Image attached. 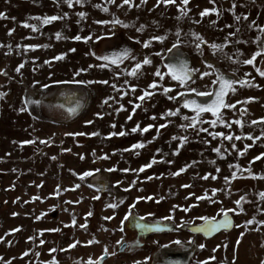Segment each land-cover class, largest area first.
Wrapping results in <instances>:
<instances>
[{"label": "rangeland", "instance_id": "obj_1", "mask_svg": "<svg viewBox=\"0 0 264 264\" xmlns=\"http://www.w3.org/2000/svg\"><path fill=\"white\" fill-rule=\"evenodd\" d=\"M205 9L209 11L201 16ZM0 12L5 14L0 18V92L6 93L0 98V264H88L89 260L99 264L103 256H108L104 264H155L163 248L190 246L194 241L198 250L189 264L264 261V224L260 223L264 200L259 195L264 192V76L256 70H264V54L256 57L254 65L243 63L264 47V0H188L187 4L183 0L167 4L163 0H131L130 4L72 0L71 6L66 0H0ZM81 12L86 15L79 16ZM53 15L62 19L47 25L34 19ZM117 18L129 27L97 23ZM25 22L36 24L39 30L25 27ZM178 29L184 41L179 47L191 67L214 72L207 68V61L236 80L248 82L235 84L236 91L229 92L227 100L235 107L223 111L227 124L213 125L215 117L202 114L201 123L183 127L190 123L185 116H195L177 95L185 89L169 75L162 81L155 76L157 69L167 73V49L177 40ZM57 32L62 38H56ZM193 32L207 41L200 51L193 43ZM76 35L91 39L77 41L72 38ZM157 35L167 38L143 46ZM212 43L225 47L213 52ZM123 48L130 49V55L118 65L97 59ZM61 54L62 59H53ZM145 57L152 63L143 65L138 76L130 75ZM102 63L110 66L98 67ZM81 68L88 71L75 79L108 83L51 84L73 79ZM214 79L215 75L204 76L191 86L207 91L204 86L212 85ZM154 80L171 91L166 95L159 85L149 88ZM43 84L50 87L42 88ZM62 86L77 87L91 100L86 114L76 122L65 123L59 112L50 113L44 107L49 92ZM145 90L153 95L140 101ZM39 95L40 104L25 103ZM176 109V115L167 114ZM88 120L92 123H85ZM162 124L166 127H159ZM120 132L124 135H110ZM217 132L225 135L215 136ZM228 135L233 139H227ZM140 142L143 148L131 147ZM256 156L260 159L255 160ZM146 164L151 167L139 171ZM181 168L185 171L174 175ZM86 171L93 175L82 179ZM104 173L111 181L110 190L91 189L89 180ZM201 196L205 199L198 200ZM242 196L245 200L237 205L235 201ZM222 208L236 210L229 212L234 219L231 231L207 240L184 229L202 224L200 216L219 219ZM129 212L132 215L121 224ZM169 215L172 220L162 219ZM109 216L112 219H105ZM138 220L174 224L178 230L148 233L136 227ZM249 220L253 223H246ZM177 240L181 243L176 244ZM123 244L126 249L120 252ZM201 244L205 247L200 248Z\"/></svg>", "mask_w": 264, "mask_h": 264}, {"label": "snow or ice", "instance_id": "obj_2", "mask_svg": "<svg viewBox=\"0 0 264 264\" xmlns=\"http://www.w3.org/2000/svg\"><path fill=\"white\" fill-rule=\"evenodd\" d=\"M66 2L71 6L72 4V0H66ZM77 2H80V0H77ZM112 2H114V0H112ZM123 2L125 4H130L131 0H123ZM175 0H163V3L167 4V3H174ZM184 4L188 3V0H183ZM105 12L108 11L107 8L103 9ZM207 11V9L204 10V12H201L200 15L203 16ZM214 11V10H213ZM4 13L0 12V18L4 17ZM67 15V14H65ZM86 14L81 12L79 13V16L83 17ZM182 15H186V12L182 11ZM182 18V17H178ZM14 19V18H13ZM34 19H37L41 22V24L43 25H47L50 24L53 21H56L58 19H62V17L53 15V16H44V17H34ZM237 20L240 19L239 16L236 17ZM97 23H101V24H107V23H111L113 26L117 25V24H121L124 27H129L128 24L124 23L123 21L117 19H113L112 21H97ZM214 23V22H213ZM255 22H253L254 24ZM25 27H29L31 28L33 31H38V27L36 24H28L27 22L24 23ZM252 25H250L251 27ZM142 30V29H140ZM237 31H239V29H237ZM114 35V33H112ZM181 34V30H177L176 32V36H177V40L172 44V47L167 49V52L171 53L172 49L177 48L179 46H181L184 41L179 39V36ZM192 36H194L196 39L195 41H193L195 48L197 51L201 50V44H205L207 43V41L204 40L203 36H201L198 33H191ZM229 35H235V33H229ZM56 38L60 39L62 38V34L60 32L56 33ZM73 39L79 41V40H84L85 42H87L88 40L91 39V37L85 36V37H81L80 35H76L74 37H72ZM166 35H157V36H153L151 37L150 40L148 41H144L143 42V46L144 47H149V45L151 44L152 40L155 41H159L161 43H163V41L166 39ZM97 39H101V37H97ZM258 41L261 39V37H257L256 38ZM225 40H227V37H225ZM37 47H40V45H27L26 48H31V49H35ZM44 47H47V45H44ZM225 45L224 44H216V43H212L210 45V48L213 52L216 51H221L224 49ZM70 51H75V49H70ZM225 56H227V53H223ZM262 54H264V47H261L258 51H256L250 59L244 60L243 63L245 64H253L256 60V57L261 56ZM64 54H61L59 56L54 57L53 59H62ZM92 55H95V53H92ZM130 55V49L128 48H123L119 51H112L109 54L97 57V59L103 60L105 62H110L111 65H118L120 64L123 59L127 58ZM155 55H160V53H155ZM133 59H135V57H133ZM172 59L175 62H169L165 65V67L167 68V73H162L159 69H157V71L155 72V76L159 77L160 80L162 81L164 79L165 75H169L171 77L172 80L177 81L178 85L183 87L185 89L184 92H180L177 93V95L184 97L187 93H195L197 97H204L206 98L204 102H201L197 99H184L183 101V106L186 108H191L194 112H195V116L189 118L187 116L184 117L185 120H190V123L183 125V127L185 128H193L195 127L198 123H201V116L203 113H211L213 117H215V119H213L211 121V123L213 125L220 123V124H227V121L224 119V113H223V109H227V108H234L235 105L231 102H228L227 97L229 92L234 93L236 91L234 85L239 83L241 85H245L248 84L247 81L245 80H236V79H232L229 78L223 71H221L218 68H215V66L211 63H207V61H205L207 68L209 69H214V72H209V71H205V72H200L199 69L193 68L190 66V62L183 58V54H179L177 56L172 57ZM45 63H48V61H45ZM152 63V60L149 59L148 57H145L144 60L142 62H137L135 64V66L132 68L131 72L129 73L132 76H138L140 73L138 70H140L142 68L143 65H149ZM109 63H102L100 65H98V67L100 68H107L110 66ZM23 67V64H21L20 66H18L16 68V71L19 72L20 68ZM94 67L93 65H89V68ZM257 72H259V74L261 76H264V70H261L259 68L256 69ZM88 68H81L78 71L73 73V79H69V80H53L51 81V84H58V85H81V86H87L90 84H94V83H100V84H107L108 81L107 80H101V81H96V80H87V79H75V77H79L81 75L82 72H87ZM51 75V74H50ZM215 75V79L212 81V85H216V87H213L212 85H205L204 87L207 88V91H200L195 87H192L191 85L193 83H195V79H200L203 78L204 76H212ZM36 83H39L38 81ZM125 83H127V81H125ZM159 85L158 81H153L150 85H148L149 88L151 89H156ZM160 87H163L162 85H159ZM251 86V85H249ZM42 88H49L50 84H43L41 85ZM115 87V86H113ZM133 89H135V86H132ZM171 91L170 87H163V92L167 95L169 92ZM6 95V93H2L0 92V98H3ZM153 95V92H149L147 90H145L143 92V94L138 97V99L140 101L145 100L146 98L150 99ZM169 99H175L174 96H169ZM26 104H40L41 101L38 100H25ZM106 103V101H105ZM59 107H64V105H59ZM137 107H139V105H137ZM80 108V103L79 100L77 99V101L75 102V106H69L67 108V111L71 114H76L78 109ZM21 112L26 111L25 108H21L20 109ZM179 112V109H176L175 111L172 110H168V115H176ZM96 115H101V113H96ZM131 117H129L130 119ZM264 119V118H262ZM85 123L91 124L92 121L88 120L85 121ZM237 124H241L242 126V122L241 121H236ZM253 123H256V121H253ZM230 126V125H229ZM139 126H137L138 128ZM148 128L153 127L152 125H148ZM159 127L163 128L166 127V125L162 124ZM137 128H133L132 131L135 132L137 131ZM147 128L143 129V131H146ZM200 131H207L206 128H200ZM98 133H91L90 135H97ZM68 135H85L84 133H68ZM110 135H124L123 132L120 133H110ZM215 136H224L225 134L223 132H217L214 133ZM262 135H264V133H262ZM227 139L231 140L233 139V137L231 135H228L226 137ZM236 139H240L239 136L235 137ZM182 140H184L186 142V137H182ZM24 143H32V141H24ZM132 148H143L144 144L143 142H140L138 144H134L131 146ZM233 147H235V145H233ZM215 151L219 152V149H215ZM243 153H241L242 155ZM261 156H264V153H261ZM255 160H259L260 156H256L254 157ZM152 163H155V160L152 161ZM151 167V164H146L144 165L142 168L139 169V171H143L145 168ZM231 167V165H230ZM236 167H239V165H237ZM96 171H99V169H96ZM108 171H113V169H108ZM122 171H129V169H122ZM185 171V168H181L179 169V171L177 173H174V175H179L180 172ZM250 172V170H249ZM251 174V172H250ZM93 175L92 171H86L82 174L81 178L83 179L84 177H88ZM205 179L207 177H204ZM215 178V177H213ZM264 178V177H261ZM228 177H225V180L227 181ZM117 183H120L119 181H117ZM185 187H187V185H185ZM260 197L262 200H264V192H261ZM96 199H98L99 197H95ZM140 199H151V197H137V200ZM198 200L200 199H205V197L201 196V197H197ZM245 200V197H240V199L236 200L235 203L237 205H241V202ZM135 205H132V207H134ZM112 207H116V205H112ZM174 211V209H173ZM184 211H189V208L185 207ZM223 213V217L222 219L217 220L216 217H210V216H200L197 219L203 221V224L197 228V231H202L205 234H210L213 232L218 231L221 228H229L230 226H232L233 224V220L232 218L229 216V212L230 211H236L235 209H221L220 210ZM239 211L243 212L244 208L241 206ZM88 215H91V213H89ZM132 215L131 212L127 213L123 220H121V224L124 223L125 220H128L129 217ZM149 215H153L152 213H149ZM105 219H112V217H105ZM141 220L143 218H140ZM162 219L164 220H172L173 217L171 215L169 216H165ZM246 223L251 224L253 223V220H249ZM260 223L264 224V221H260ZM73 224H75V220H73ZM136 227L142 228V229H153L155 228L156 230H159L160 226L158 224L155 225H149L146 223H140V221H136L135 222ZM81 227H85V225H81ZM237 227H239V225H237ZM58 229H53V231H57ZM121 231H123V228L120 229ZM243 233L240 234L241 237H243ZM89 243H92V241H89ZM117 243H120V241H118ZM176 244H180L181 242L179 240L175 241ZM239 243V239L237 240V244ZM69 247H74V245H69ZM200 248H204L205 245L201 244L199 245ZM54 251V249H53ZM146 259H150V257H146ZM58 264V262H57ZM88 264H95L94 261L89 260ZM134 264H139V262H134ZM261 264H264V261L261 262Z\"/></svg>", "mask_w": 264, "mask_h": 264}, {"label": "flooded vegetation", "instance_id": "obj_3", "mask_svg": "<svg viewBox=\"0 0 264 264\" xmlns=\"http://www.w3.org/2000/svg\"><path fill=\"white\" fill-rule=\"evenodd\" d=\"M187 58H189V57L187 56ZM166 59H165V61H166ZM63 88H64V92H63ZM67 89H69V90L71 89V91L66 92L65 90H67ZM190 94H194V93H187L183 97L182 103L186 97H188V99H194V96H192ZM71 99H75L74 104L72 106H75V102L77 101V99L79 100V102L81 104L84 103V105L77 111V113L73 114V115L71 113H69L67 111V109H62L61 107L58 106L62 103L70 101ZM36 100H41L40 95L36 96ZM90 106H91V100H90L89 96L84 91H82L81 89H79L77 87H71V86L63 87L62 86V88L57 87V88H55L49 92V95H48V98L46 99L44 107L47 110H50V113L59 112L60 115L63 116V118L65 119V121H66L65 123H73V122L78 121L82 116H84L86 114V111H88V109L90 108ZM184 108H186V107H184ZM186 109H189L192 111V109H190V108H186ZM222 111H224V109ZM203 114L212 115L211 113H203ZM105 177L107 178L106 174H105ZM91 180L92 179L89 180V185L92 186V187L89 186L91 189H93V187H98L100 189L99 190L100 192H107L111 188V181H110V179L108 180V178L105 180H98V182L95 186L90 183ZM109 182H110V184L108 185V187L106 189H104V187H102V185H104V184L107 185ZM93 190H95V189H93ZM190 246H180V247H190Z\"/></svg>", "mask_w": 264, "mask_h": 264}, {"label": "bare ground", "instance_id": "obj_4", "mask_svg": "<svg viewBox=\"0 0 264 264\" xmlns=\"http://www.w3.org/2000/svg\"><path fill=\"white\" fill-rule=\"evenodd\" d=\"M179 54H183V58L189 60V58H187L188 55L186 53H184L180 47H177V48L173 49L171 53L168 54V56L166 57L167 59L165 61V65L169 62H175L172 59V57L177 56ZM189 62H190V60H189ZM190 66H191V62H190ZM227 76L229 78L235 79L233 76H231L229 74ZM65 91L70 92L71 89L70 90L67 89ZM63 92H64V88H63ZM190 95L194 96V99H197L201 102H204L206 99L204 97H197L195 93L190 94ZM186 98L188 99V97H186ZM74 100L75 99H71L68 102L60 104V105H64V107L63 108L61 107V108L67 109L69 106H72L74 104ZM83 105H84V103H82V104L80 103V108ZM107 178L105 177V174H103V175H100L98 178L92 179L90 183L95 186L97 184L98 180H105ZM140 223H146V224H159V223H161V224H163L162 222H158V221H141ZM159 226H161V225L159 224ZM197 250L198 249H197L196 241H194L190 247L163 248L161 251H159L157 253L156 258H155V264H189L190 260L192 259L193 255L197 252Z\"/></svg>", "mask_w": 264, "mask_h": 264}, {"label": "water", "instance_id": "obj_5", "mask_svg": "<svg viewBox=\"0 0 264 264\" xmlns=\"http://www.w3.org/2000/svg\"><path fill=\"white\" fill-rule=\"evenodd\" d=\"M189 61V60H188ZM229 216L232 218L233 220V224L232 226H230L229 228H221L219 229L218 231L216 232H213V233H210V234H205L204 232L202 231H197L196 229L199 228L202 224H198V225H190V226H185L184 229L191 232L192 234H194L195 236H202L203 238L205 239H211V238H214L215 236L219 235L220 233L222 232H229L233 229L234 227V219L233 217L229 214ZM223 217V216H222ZM222 217H220L219 219H222ZM217 219V220H219ZM141 222V221H140ZM161 226L159 228V230H156L155 228L153 229H143L145 230L146 232H156V233H163V232H173V231H176L178 230L177 227L174 225V224H168V223H159ZM158 224V225H159ZM149 225H155V224H149ZM142 229V228H140ZM126 249V244H123L121 246V249H120V252H123L124 250ZM108 259V256H103L101 258V260L99 261V264H104V262Z\"/></svg>", "mask_w": 264, "mask_h": 264}, {"label": "built area", "instance_id": "obj_6", "mask_svg": "<svg viewBox=\"0 0 264 264\" xmlns=\"http://www.w3.org/2000/svg\"><path fill=\"white\" fill-rule=\"evenodd\" d=\"M102 187H104V189H106L107 187H108V184L106 185V184H104V185H102ZM99 189V188H98Z\"/></svg>", "mask_w": 264, "mask_h": 264}]
</instances>
